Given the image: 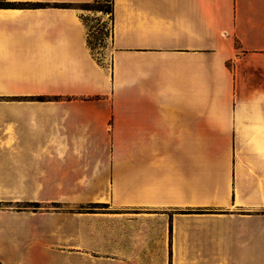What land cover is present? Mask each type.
<instances>
[{
  "label": "crops",
  "instance_id": "obj_1",
  "mask_svg": "<svg viewBox=\"0 0 264 264\" xmlns=\"http://www.w3.org/2000/svg\"><path fill=\"white\" fill-rule=\"evenodd\" d=\"M7 1L2 264H264V0Z\"/></svg>",
  "mask_w": 264,
  "mask_h": 264
},
{
  "label": "rangeland",
  "instance_id": "obj_2",
  "mask_svg": "<svg viewBox=\"0 0 264 264\" xmlns=\"http://www.w3.org/2000/svg\"><path fill=\"white\" fill-rule=\"evenodd\" d=\"M110 0H100L99 3H93L89 6L82 7L83 11L88 13L90 15L91 13L98 14L100 16L103 15L105 19L101 20L95 19L94 17H87V24L90 31V42L93 46L95 52L98 54L101 53V48L106 46V43L110 39L111 35V28H112V21H111V13H104L103 10L109 6ZM87 8V9H86ZM262 78H264V75H262ZM248 84H253L257 82H262L264 84V81H246ZM264 104V103H263ZM11 201V200H10ZM8 201V208H15L16 210H25V211H38L42 210L44 208H47L49 206H58L59 204H50L42 202L40 199H31L27 198L24 199L22 202L14 203Z\"/></svg>",
  "mask_w": 264,
  "mask_h": 264
},
{
  "label": "trees",
  "instance_id": "obj_3",
  "mask_svg": "<svg viewBox=\"0 0 264 264\" xmlns=\"http://www.w3.org/2000/svg\"><path fill=\"white\" fill-rule=\"evenodd\" d=\"M99 1L100 0H94L93 3H99ZM90 4H92V2L84 3V4H82V7L89 6ZM13 6H15V4H13L12 2H9L7 0H0V7L1 8L13 7ZM100 10H103L104 13H108L109 12L112 15V13H113V0H110L109 6L107 8L100 9ZM89 43L91 45L90 39H89ZM92 48H93V46H92ZM0 264H2L1 261H0Z\"/></svg>",
  "mask_w": 264,
  "mask_h": 264
}]
</instances>
